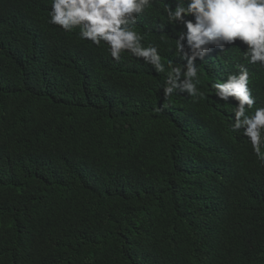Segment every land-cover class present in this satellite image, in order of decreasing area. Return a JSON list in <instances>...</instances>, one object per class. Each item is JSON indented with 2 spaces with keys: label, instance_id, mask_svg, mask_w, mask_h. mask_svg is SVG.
Here are the masks:
<instances>
[{
  "label": "trees",
  "instance_id": "16d2710c",
  "mask_svg": "<svg viewBox=\"0 0 264 264\" xmlns=\"http://www.w3.org/2000/svg\"><path fill=\"white\" fill-rule=\"evenodd\" d=\"M51 2L0 0V264H264V159L213 87L245 66L264 100L247 45H203L204 96H166L191 55L175 49L172 0L136 25L163 71L50 24Z\"/></svg>",
  "mask_w": 264,
  "mask_h": 264
},
{
  "label": "clouds",
  "instance_id": "9594fccd",
  "mask_svg": "<svg viewBox=\"0 0 264 264\" xmlns=\"http://www.w3.org/2000/svg\"><path fill=\"white\" fill-rule=\"evenodd\" d=\"M154 2L160 0H52L48 22L65 32L79 28L80 39L97 46L104 44L115 62L127 52L163 71L158 48L143 46L144 37L136 28L139 17L151 9ZM164 12L168 25L183 24V34L178 33L175 39L177 53L183 50L182 41L191 51V55L184 53L180 57L187 61L183 81H180L181 66H173L168 72L164 87L166 96H171L176 88L181 92L186 90L191 96H204L194 83V80L199 81L193 61L203 58L207 50L202 46L210 42L223 40L231 44L239 39L247 45L243 57L248 63L259 62L264 66V0H172L165 5ZM162 27L157 25L156 30ZM249 75L247 68L240 66L238 75H229L226 82H217L213 87L221 99L234 98L236 108L232 130L242 131L257 155L264 159L261 151L264 144V100L252 96ZM255 101L263 107L255 108L253 114L248 115L246 106L252 109Z\"/></svg>",
  "mask_w": 264,
  "mask_h": 264
}]
</instances>
